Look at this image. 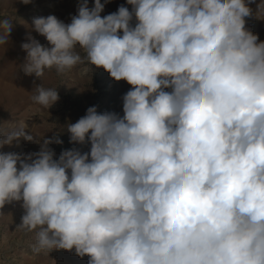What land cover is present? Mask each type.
Here are the masks:
<instances>
[{
	"label": "clouds",
	"instance_id": "obj_1",
	"mask_svg": "<svg viewBox=\"0 0 264 264\" xmlns=\"http://www.w3.org/2000/svg\"><path fill=\"white\" fill-rule=\"evenodd\" d=\"M29 4L32 0H21ZM108 0H105L107 3ZM252 0H82L70 23L34 17L21 70L36 78L85 61L130 86L123 115L96 106L67 125L61 152L0 151V209L22 202L34 254L88 264H264V41L246 28ZM264 13L257 5L256 17ZM12 23L0 21V45ZM82 49L84 56L77 51ZM51 108L57 88L35 86ZM39 140L21 120L0 149Z\"/></svg>",
	"mask_w": 264,
	"mask_h": 264
},
{
	"label": "rangeland",
	"instance_id": "obj_2",
	"mask_svg": "<svg viewBox=\"0 0 264 264\" xmlns=\"http://www.w3.org/2000/svg\"><path fill=\"white\" fill-rule=\"evenodd\" d=\"M82 0H32L24 4L21 0H0V21L8 19L13 27L10 41L0 45V134H6L21 120L26 121L28 130L37 137L39 143L20 140L19 146L14 142L12 146L5 145L0 151L17 152L27 155L40 151L44 139L59 138L62 144L55 142L48 145L54 151V159H58L61 152L77 148L81 152H88L90 144L70 143L67 125L75 123L86 114L91 106L97 111L115 112L123 115V95L131 86L126 81H115L103 68L93 66V71L83 72L84 68L91 69L85 61L73 69L58 74L55 68L45 70L44 76L36 78L21 70L26 53L21 44L27 42L29 33L46 47L50 46L45 37L32 30V20L38 16L55 15L64 23H70L71 17L77 14ZM247 2V0H246ZM264 0H252L249 4L253 11L251 17H246V28L257 34L260 41H264V13L256 17L257 5ZM105 4L101 16L117 11L124 5L131 10L127 0H101ZM89 7H93L94 0H88ZM77 51L84 56L82 49ZM42 84L46 88H57L60 99L47 109L35 103L32 99L35 86ZM22 202L5 204L0 209V264H88L89 257H78L66 250H53L49 254L41 252L34 254L32 246L35 243V231L21 230L18 226L24 209Z\"/></svg>",
	"mask_w": 264,
	"mask_h": 264
}]
</instances>
